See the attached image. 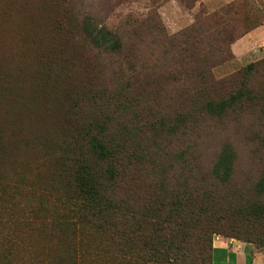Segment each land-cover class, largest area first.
I'll return each instance as SVG.
<instances>
[{
	"label": "rangeland",
	"instance_id": "rangeland-1",
	"mask_svg": "<svg viewBox=\"0 0 264 264\" xmlns=\"http://www.w3.org/2000/svg\"><path fill=\"white\" fill-rule=\"evenodd\" d=\"M201 1L0 0V176L60 189L71 130L103 129L125 146L119 200L129 212L161 211L164 264H211L216 237L264 255V218L249 211L264 208V75L243 76L264 52L231 50L264 19V0L213 10ZM82 24L119 49L94 46ZM239 91L240 104L209 114ZM219 161L230 168L221 184ZM178 186L192 202L175 211L166 196ZM17 192L28 199L26 186ZM8 221L0 264L67 255L68 235Z\"/></svg>",
	"mask_w": 264,
	"mask_h": 264
},
{
	"label": "trees",
	"instance_id": "trees-1",
	"mask_svg": "<svg viewBox=\"0 0 264 264\" xmlns=\"http://www.w3.org/2000/svg\"><path fill=\"white\" fill-rule=\"evenodd\" d=\"M222 21L218 19L216 26ZM82 27L94 46L110 52L119 49L118 40L97 39L86 25L82 24ZM256 68V74L264 75V60L246 67L243 76L254 75ZM247 94L239 91L229 101L210 107L208 112L223 113L236 102L240 104V99ZM86 129L76 127L69 133L62 150L67 168L60 189L55 181L46 183L42 189L38 183L23 181L21 177L6 180L0 176V203L3 205L0 230L10 222L9 218H18L20 222L28 221V227L35 225L42 230L68 235L67 255L62 261L58 259L60 264H164L168 252L162 247L165 241L163 222H159L161 211L147 208L138 213L129 212L119 200V174L127 159H124V144L108 140L103 129ZM229 174L228 162L219 161L213 168V179L217 183H224ZM20 186L29 188L26 201L24 195L17 192ZM197 190L195 188L198 196ZM34 193L40 199L32 202ZM192 193L181 191L178 186L166 198L170 196L173 199L171 205L176 206L175 211H180L192 202ZM213 193L211 190L209 196ZM249 211L252 217L264 218V208L255 206ZM6 213L11 214L8 219L4 217ZM209 260L211 263V247Z\"/></svg>",
	"mask_w": 264,
	"mask_h": 264
},
{
	"label": "crops",
	"instance_id": "crops-1",
	"mask_svg": "<svg viewBox=\"0 0 264 264\" xmlns=\"http://www.w3.org/2000/svg\"><path fill=\"white\" fill-rule=\"evenodd\" d=\"M238 0H202L211 10L231 5ZM244 45L246 51L264 52V19L254 25L231 45L235 57V48ZM244 50V51H245ZM211 264H264V255L253 249L250 244L235 239L216 237L211 245Z\"/></svg>",
	"mask_w": 264,
	"mask_h": 264
}]
</instances>
